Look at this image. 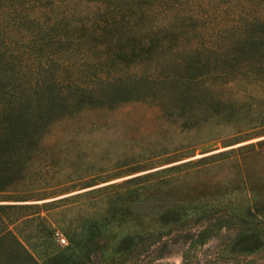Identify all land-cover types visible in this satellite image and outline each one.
I'll return each instance as SVG.
<instances>
[{"label": "rangeland", "instance_id": "rangeland-1", "mask_svg": "<svg viewBox=\"0 0 264 264\" xmlns=\"http://www.w3.org/2000/svg\"><path fill=\"white\" fill-rule=\"evenodd\" d=\"M188 45L30 95L0 163V264H264V71L178 82Z\"/></svg>", "mask_w": 264, "mask_h": 264}, {"label": "trees", "instance_id": "trees-1", "mask_svg": "<svg viewBox=\"0 0 264 264\" xmlns=\"http://www.w3.org/2000/svg\"><path fill=\"white\" fill-rule=\"evenodd\" d=\"M170 36L195 58V72L178 82L262 73L264 0H0V163L29 129L20 111L38 88L124 80L140 66L128 53L165 51ZM85 250L72 264H85Z\"/></svg>", "mask_w": 264, "mask_h": 264}, {"label": "built area", "instance_id": "built-area-1", "mask_svg": "<svg viewBox=\"0 0 264 264\" xmlns=\"http://www.w3.org/2000/svg\"><path fill=\"white\" fill-rule=\"evenodd\" d=\"M57 239H58L59 241H61V242L64 241L63 237H61V236H58Z\"/></svg>", "mask_w": 264, "mask_h": 264}]
</instances>
